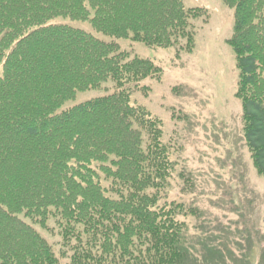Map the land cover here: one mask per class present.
I'll list each match as a JSON object with an SVG mask.
<instances>
[{"label": "trees", "instance_id": "16d2710c", "mask_svg": "<svg viewBox=\"0 0 264 264\" xmlns=\"http://www.w3.org/2000/svg\"><path fill=\"white\" fill-rule=\"evenodd\" d=\"M221 1L234 11L226 44L244 140L264 178V0ZM59 19L178 58L207 13L183 0H0V264H58L33 229L50 219L74 242L69 264H191L184 207L162 192V121L131 102L161 68ZM108 83L112 94L62 110Z\"/></svg>", "mask_w": 264, "mask_h": 264}, {"label": "rangeland", "instance_id": "374dc122", "mask_svg": "<svg viewBox=\"0 0 264 264\" xmlns=\"http://www.w3.org/2000/svg\"><path fill=\"white\" fill-rule=\"evenodd\" d=\"M183 3L186 8L205 9L207 19L192 21L197 29L195 49L178 58L175 49H151L96 34L87 22H56L106 42L113 40L130 58L150 60L161 68L160 80L142 82L146 91L133 90L131 102L162 121V141L171 162L162 192L168 203L184 207L177 220L186 226L190 263L264 264V178L254 169L244 140L241 105L235 98L238 73L226 44L232 36L234 11L221 0ZM113 92L108 83L79 93L62 110ZM34 226L52 247L58 264H69L74 242L63 241L57 221L50 219L46 229Z\"/></svg>", "mask_w": 264, "mask_h": 264}]
</instances>
